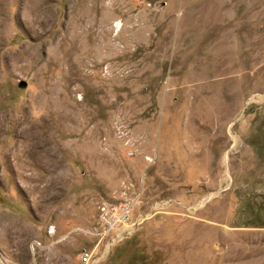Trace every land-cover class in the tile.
Listing matches in <instances>:
<instances>
[{
  "label": "rangeland",
  "instance_id": "374dc122",
  "mask_svg": "<svg viewBox=\"0 0 264 264\" xmlns=\"http://www.w3.org/2000/svg\"><path fill=\"white\" fill-rule=\"evenodd\" d=\"M257 262L264 0H0V264Z\"/></svg>",
  "mask_w": 264,
  "mask_h": 264
},
{
  "label": "built area",
  "instance_id": "2783aa9c",
  "mask_svg": "<svg viewBox=\"0 0 264 264\" xmlns=\"http://www.w3.org/2000/svg\"><path fill=\"white\" fill-rule=\"evenodd\" d=\"M132 210L133 205L129 202L120 204L102 203L99 207V223L101 227L95 233L96 236L106 238L114 233V241L110 242L112 243L111 245L129 237L137 224L136 221L128 222ZM88 255L89 253L87 252L83 258L85 259Z\"/></svg>",
  "mask_w": 264,
  "mask_h": 264
},
{
  "label": "crops",
  "instance_id": "0c3cea01",
  "mask_svg": "<svg viewBox=\"0 0 264 264\" xmlns=\"http://www.w3.org/2000/svg\"><path fill=\"white\" fill-rule=\"evenodd\" d=\"M251 263H253V262H251ZM257 264H258V262H257ZM260 264H264L263 262H260Z\"/></svg>",
  "mask_w": 264,
  "mask_h": 264
}]
</instances>
